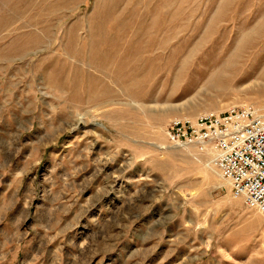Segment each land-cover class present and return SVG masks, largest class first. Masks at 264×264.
Returning <instances> with one entry per match:
<instances>
[{
	"label": "rangeland",
	"instance_id": "obj_1",
	"mask_svg": "<svg viewBox=\"0 0 264 264\" xmlns=\"http://www.w3.org/2000/svg\"><path fill=\"white\" fill-rule=\"evenodd\" d=\"M243 106L264 0H0V264H264V214L165 135Z\"/></svg>",
	"mask_w": 264,
	"mask_h": 264
},
{
	"label": "built area",
	"instance_id": "obj_2",
	"mask_svg": "<svg viewBox=\"0 0 264 264\" xmlns=\"http://www.w3.org/2000/svg\"><path fill=\"white\" fill-rule=\"evenodd\" d=\"M168 143L193 148L230 187L231 196L264 214V114L252 106L174 120L165 131Z\"/></svg>",
	"mask_w": 264,
	"mask_h": 264
},
{
	"label": "bare ground",
	"instance_id": "obj_3",
	"mask_svg": "<svg viewBox=\"0 0 264 264\" xmlns=\"http://www.w3.org/2000/svg\"><path fill=\"white\" fill-rule=\"evenodd\" d=\"M109 42V40L108 39H101V42H103V44H104V46H106V45H108V43H106V42ZM103 44H100V45H97L96 46V48L95 47H93L94 48V50L95 49H97V48H100L101 47V45H103ZM106 49H107V47H105ZM92 50V49H91ZM105 51V53H106V50H104ZM112 51L110 52V53H106V54H108V55H105L104 57H105V59H108V62L110 63L111 62V60H113V56H112ZM235 54V53H234ZM236 56V55H235ZM235 56L233 55V56H231V57H229V59H227V61H225V63H223L222 64V66L220 67V68H218V69H216V71H215V76H222V74L223 73H225V72H227V71H229V69H233V62L235 61ZM112 57V58H111ZM110 58H111V60H110Z\"/></svg>",
	"mask_w": 264,
	"mask_h": 264
}]
</instances>
